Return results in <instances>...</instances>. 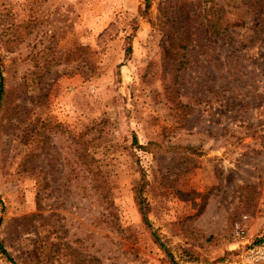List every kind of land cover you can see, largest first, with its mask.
Masks as SVG:
<instances>
[{
    "label": "rangeland",
    "instance_id": "1",
    "mask_svg": "<svg viewBox=\"0 0 264 264\" xmlns=\"http://www.w3.org/2000/svg\"><path fill=\"white\" fill-rule=\"evenodd\" d=\"M0 70V264L264 242V0H0Z\"/></svg>",
    "mask_w": 264,
    "mask_h": 264
},
{
    "label": "trees",
    "instance_id": "2",
    "mask_svg": "<svg viewBox=\"0 0 264 264\" xmlns=\"http://www.w3.org/2000/svg\"><path fill=\"white\" fill-rule=\"evenodd\" d=\"M147 5L148 4H146V7H147ZM218 26L219 25L217 23H214L211 26V30H212L213 34L220 33V32H218L219 30L216 31ZM130 51H131V47H130V45H128L126 48V53H129ZM4 93H5L4 77H3V74L0 70V109L2 107ZM142 148H147V147L142 146ZM144 183H142L141 185H137V187L135 188V191H134V198H135V202L137 204L138 211L141 215V218H142L144 224L150 228L151 224H150L149 219L147 217V211H146V207H145V198L142 195ZM151 231H152V236L154 238V241L159 245L160 248H162L168 254V256L170 257V260L172 261L173 264H178L177 262H175L172 255L170 254L169 250L166 248L165 244L161 241L160 237L156 234V232L154 230H151ZM0 251L2 253H7L1 242H0ZM90 264H99V261L98 260H92L90 262Z\"/></svg>",
    "mask_w": 264,
    "mask_h": 264
},
{
    "label": "built area",
    "instance_id": "3",
    "mask_svg": "<svg viewBox=\"0 0 264 264\" xmlns=\"http://www.w3.org/2000/svg\"><path fill=\"white\" fill-rule=\"evenodd\" d=\"M246 261L239 264H264V242L252 245L246 252Z\"/></svg>",
    "mask_w": 264,
    "mask_h": 264
}]
</instances>
